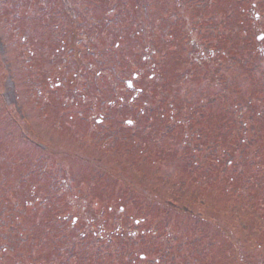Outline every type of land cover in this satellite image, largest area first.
Here are the masks:
<instances>
[{
    "label": "rangeland",
    "instance_id": "obj_1",
    "mask_svg": "<svg viewBox=\"0 0 264 264\" xmlns=\"http://www.w3.org/2000/svg\"><path fill=\"white\" fill-rule=\"evenodd\" d=\"M0 264H264V0H0Z\"/></svg>",
    "mask_w": 264,
    "mask_h": 264
},
{
    "label": "flooded vegetation",
    "instance_id": "obj_2",
    "mask_svg": "<svg viewBox=\"0 0 264 264\" xmlns=\"http://www.w3.org/2000/svg\"><path fill=\"white\" fill-rule=\"evenodd\" d=\"M173 206V205H172ZM174 207V206H173ZM135 222H136V224H138V225H140V221H139V219L137 218V219H135ZM121 227H122V225H121ZM134 226H130V227H128L127 228V226H126V229L128 230L127 232L129 233L127 236H129L130 235V237L129 238H138V239H140L143 235L141 234V233H139L137 230H136V228H133ZM123 228H125V227H123ZM130 230L132 231V232H130ZM139 233V234H138ZM128 238V239H129Z\"/></svg>",
    "mask_w": 264,
    "mask_h": 264
}]
</instances>
